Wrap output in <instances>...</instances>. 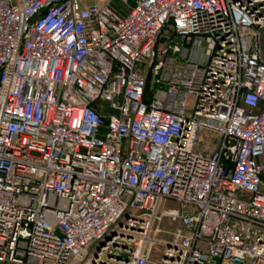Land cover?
<instances>
[{
	"label": "built area",
	"instance_id": "2783aa9c",
	"mask_svg": "<svg viewBox=\"0 0 264 264\" xmlns=\"http://www.w3.org/2000/svg\"><path fill=\"white\" fill-rule=\"evenodd\" d=\"M263 174L264 0H0V264H264Z\"/></svg>",
	"mask_w": 264,
	"mask_h": 264
},
{
	"label": "rangeland",
	"instance_id": "374dc122",
	"mask_svg": "<svg viewBox=\"0 0 264 264\" xmlns=\"http://www.w3.org/2000/svg\"><path fill=\"white\" fill-rule=\"evenodd\" d=\"M131 2H132V0H128V5H130ZM170 206H175V205H170ZM162 227L165 229H174L176 227V223H173L170 220H168L167 218H164L162 221ZM153 249L155 250V249H157V247L154 246ZM159 249L161 250V247H159ZM156 259H160V256H156ZM81 264H83V263H81Z\"/></svg>",
	"mask_w": 264,
	"mask_h": 264
},
{
	"label": "water",
	"instance_id": "95a60500",
	"mask_svg": "<svg viewBox=\"0 0 264 264\" xmlns=\"http://www.w3.org/2000/svg\"><path fill=\"white\" fill-rule=\"evenodd\" d=\"M104 239H100L95 243L94 250L98 249L103 244Z\"/></svg>",
	"mask_w": 264,
	"mask_h": 264
},
{
	"label": "trees",
	"instance_id": "16d2710c",
	"mask_svg": "<svg viewBox=\"0 0 264 264\" xmlns=\"http://www.w3.org/2000/svg\"><path fill=\"white\" fill-rule=\"evenodd\" d=\"M132 3H133V0H132L131 4H132ZM114 5H115V6H118L117 3H114ZM263 179H264V174H263Z\"/></svg>",
	"mask_w": 264,
	"mask_h": 264
}]
</instances>
